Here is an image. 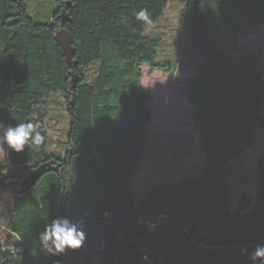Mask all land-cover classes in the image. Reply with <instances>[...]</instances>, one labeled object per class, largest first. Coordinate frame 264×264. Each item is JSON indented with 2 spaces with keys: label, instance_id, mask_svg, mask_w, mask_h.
<instances>
[{
  "label": "trees",
  "instance_id": "obj_1",
  "mask_svg": "<svg viewBox=\"0 0 264 264\" xmlns=\"http://www.w3.org/2000/svg\"><path fill=\"white\" fill-rule=\"evenodd\" d=\"M177 1L191 12L192 43L205 55L180 92L193 108L204 160L197 176L158 184L134 200L153 123V95L139 91L142 67L163 69L155 63L162 39L145 31L169 0H57L48 24L28 15L26 0H0V123L33 121L45 137L39 150L7 149L0 160V190L13 196L0 264H149L145 253L150 264H250L249 254L264 244V152L251 211L231 213L227 177L253 147L257 125L264 127V77L233 66L238 39L264 24V0ZM141 9L150 24L136 19ZM61 31L76 51L75 85L55 39ZM56 92L66 95L71 119L63 153L49 148ZM44 166L24 191L20 183ZM249 203L246 196L239 206ZM160 215L165 222L149 229L147 221ZM57 217L83 225L86 239L51 256L39 251V235Z\"/></svg>",
  "mask_w": 264,
  "mask_h": 264
},
{
  "label": "rangeland",
  "instance_id": "obj_2",
  "mask_svg": "<svg viewBox=\"0 0 264 264\" xmlns=\"http://www.w3.org/2000/svg\"><path fill=\"white\" fill-rule=\"evenodd\" d=\"M26 2L28 15L42 24L52 21L58 7L57 0ZM192 18L184 3L169 0L164 15L156 23L148 25L145 31L146 36L162 39L155 63L163 66V69L153 70L147 65L142 67L143 80L139 91H150L153 95V123L150 127V140L134 181V200H138L147 190L158 184L175 183L197 176L199 169L196 167L204 160L197 145V133L192 119L193 108L180 94L181 90L188 88L190 80L205 60V55L192 43L194 32L188 23ZM238 22L246 26L242 16H238ZM233 56L234 69H251L264 77V24L248 38L238 39ZM49 110V148L63 153L65 150L62 144L67 140L71 121L66 95L62 92L53 93ZM262 113L264 115V106ZM6 151L5 146L0 151V160L5 157ZM263 152L264 127L257 125L253 147L231 164L227 174L231 213H246L255 207L260 180L259 160ZM246 196L250 198V203L245 209H241L239 202ZM12 204L11 192L1 189L0 242L7 238L4 229L11 218ZM78 227L83 229V225Z\"/></svg>",
  "mask_w": 264,
  "mask_h": 264
},
{
  "label": "clouds",
  "instance_id": "obj_3",
  "mask_svg": "<svg viewBox=\"0 0 264 264\" xmlns=\"http://www.w3.org/2000/svg\"><path fill=\"white\" fill-rule=\"evenodd\" d=\"M136 19L144 23L150 24L151 19L147 9H141L135 13ZM40 125L33 121L22 122L12 125L0 123V151L5 146L7 149L21 153L26 145H30L39 150L40 145L44 143L45 137L41 134ZM149 229L157 227V223L149 222ZM86 234L83 229L78 227L67 217L53 218L44 227L43 232L39 235L40 249L48 255L55 256L65 252L66 250L79 249L85 242ZM246 253V249H242ZM36 249H33L32 255H37ZM144 261H151L150 256L145 253L142 257ZM250 264H264V244H259L249 254Z\"/></svg>",
  "mask_w": 264,
  "mask_h": 264
},
{
  "label": "water",
  "instance_id": "obj_4",
  "mask_svg": "<svg viewBox=\"0 0 264 264\" xmlns=\"http://www.w3.org/2000/svg\"><path fill=\"white\" fill-rule=\"evenodd\" d=\"M55 39L63 51L68 67L71 69L72 84L75 85L77 83V75L75 74L74 71H75L77 62L74 59L76 51L73 46L72 36L66 31H61L57 33V35L55 36ZM254 85L255 83H253V86ZM46 170L47 169L44 166V167L39 168L38 170L31 172L30 176L20 183V187L24 191L29 189L32 183H34V181ZM55 170L57 171L58 168H56Z\"/></svg>",
  "mask_w": 264,
  "mask_h": 264
},
{
  "label": "built area",
  "instance_id": "obj_5",
  "mask_svg": "<svg viewBox=\"0 0 264 264\" xmlns=\"http://www.w3.org/2000/svg\"><path fill=\"white\" fill-rule=\"evenodd\" d=\"M165 220H166V216L165 215H160L157 219H156V221H154V220H152V221H147V225H148V223L149 222H153V223H157V227L158 226H160L162 223H164L165 222ZM156 227V228H157ZM149 228V227H148ZM155 229V228H154ZM154 229H151V230H154Z\"/></svg>",
  "mask_w": 264,
  "mask_h": 264
}]
</instances>
